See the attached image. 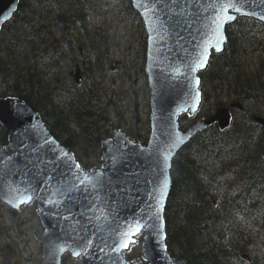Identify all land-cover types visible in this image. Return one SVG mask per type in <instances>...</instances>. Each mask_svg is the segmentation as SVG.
<instances>
[{
	"label": "water",
	"instance_id": "water-1",
	"mask_svg": "<svg viewBox=\"0 0 264 264\" xmlns=\"http://www.w3.org/2000/svg\"><path fill=\"white\" fill-rule=\"evenodd\" d=\"M130 1L146 32L144 70L149 87L150 112L149 135L145 143L133 140L121 129H116L111 137L101 142L103 166L84 168L25 100L13 96L0 98V123L8 134L7 144L0 141V200L17 210L23 204L13 207L8 203L9 199L15 202L18 195L10 192L9 188H19L25 195L32 188L36 189L34 195L38 198L33 200L42 231L35 230L34 236L41 244L42 264H57V259L61 264L64 253L59 257L55 255L58 244L77 248L84 246L88 239L93 243L90 254L83 256L86 264H188L185 258L171 254L166 244L164 209L171 187V162L182 146L211 124L217 123L220 130L226 129L231 123V113L226 106H218L210 117H200L189 127L181 129L178 117L194 115L201 101L200 83L196 85L192 77L201 80L199 70L179 76L172 69L180 67L183 71L182 65L195 55L212 9L205 11L210 0H157L159 24L150 25L146 23L148 17L142 14L144 9L138 6V0ZM17 3L18 0H0V29L15 11ZM245 10L255 14H232L236 17L250 16L264 23V19H260L264 15V0H247ZM228 23L223 27L225 40L221 50L226 41ZM211 51L215 49H209V54ZM78 73L77 66L74 73L76 81ZM197 91L198 102L194 100ZM133 97L137 124L138 93L135 92ZM232 106L241 107L240 103ZM254 121L264 128V116H255ZM176 134L182 143L172 149L167 169L168 187L157 205L152 195L159 186L164 167L158 148L171 143ZM62 153L68 155L63 156ZM77 164L80 165L79 170L75 167ZM97 172L102 175L95 189L69 191L73 185L79 184L84 173L95 176ZM25 189L28 192H24ZM48 199L61 200V204L59 207L49 205L46 203ZM157 208L159 220L155 218ZM134 217H143L142 223L147 221L155 225L147 240L143 237L140 256L144 262L127 261L123 255L125 250L120 253L110 251L114 231L126 226ZM146 248L148 259L144 258ZM66 252L73 256L71 250Z\"/></svg>",
	"mask_w": 264,
	"mask_h": 264
},
{
	"label": "rangeland",
	"instance_id": "rangeland-1",
	"mask_svg": "<svg viewBox=\"0 0 264 264\" xmlns=\"http://www.w3.org/2000/svg\"><path fill=\"white\" fill-rule=\"evenodd\" d=\"M38 9L29 10L28 16L32 25L25 26L20 31L18 26L10 28L17 36L21 32L24 38L20 40L22 46L8 51L9 56L5 63L10 67H17L16 62L21 64L23 58L30 60L38 69L45 71L44 75L48 74L47 82L50 85L58 84L71 92L72 97H69L67 106L75 113L77 109L72 108L78 104L77 96L78 100L84 97L85 89L91 86V90L104 101L107 120L103 124L110 134L114 129L120 128L127 133L140 132L141 137L147 138L149 87L144 72L145 44L143 34L132 17L125 15L119 5H107L100 0H93L85 11V28L76 26L65 32L58 29L52 14L42 13ZM40 34L42 37H38ZM67 40L73 43L72 57L69 52L56 49ZM40 41L48 45L47 50L50 49L48 51H52V55L48 56L40 49ZM263 45L264 38H253L244 43L241 47L243 59L251 62L254 55L257 56L264 50ZM77 66L78 81L74 76ZM208 87L205 89L206 99L195 118L208 116V111L214 113L219 106L215 104L214 94L210 91L212 88L209 90ZM135 92L138 93L137 124L133 97ZM256 94L247 101H241L237 96L223 98L224 103L239 102L242 108L246 107L248 110L244 113L235 109V122L233 121L232 126L244 127L245 119H250L249 110L252 122L255 115L264 116V91ZM75 113L69 116L70 123L75 124L76 133H79L76 123L80 120H77ZM249 123L253 125L246 124L247 138L241 147L230 148L225 161L214 164L219 172H231L232 177L226 174L225 178L218 175L202 179L211 201V228L206 236V245L209 249L224 251V264H264V193H260L253 202L247 195L241 202L233 197L234 200L226 208L228 200L225 193H229L232 187L231 196L236 194L238 188L249 182L252 171L263 160L264 141L261 144L259 129L261 125ZM230 178L234 181L230 182ZM35 230H42L36 207L25 204L13 212L0 202V264H42L41 245L34 236ZM64 264L70 262L65 260Z\"/></svg>",
	"mask_w": 264,
	"mask_h": 264
},
{
	"label": "trees",
	"instance_id": "trees-1",
	"mask_svg": "<svg viewBox=\"0 0 264 264\" xmlns=\"http://www.w3.org/2000/svg\"><path fill=\"white\" fill-rule=\"evenodd\" d=\"M33 1L34 2L31 3L30 0H18L15 11L1 26L0 97L11 95L25 100L35 111L39 112L41 119L46 125H48L50 131L62 144L67 146L72 151L82 167H99L101 165V160L99 157L101 142L105 138L109 137L110 133L108 132L106 125L103 124L107 120L104 101L99 98L100 96H98V94H95L91 90L92 87L87 86L84 91V97L81 99L78 100L77 96L78 104L72 108L77 109L75 113V111L72 112L71 108L67 106V101L70 99L69 97H72L71 92L59 85H50L49 82H46L47 74L44 75L45 71L43 73V71L38 69L30 60L23 58V62L21 64L16 62L17 67H10V65L5 63L9 56L8 51H10V49L13 50V46L15 45L16 46L14 48H19V46H22V42L20 40L24 38V35L21 32H19L21 35L17 36L16 33L10 31V28L13 29L14 26H18V30L20 31L23 30V27L33 24L30 22L31 20L28 16V9L35 11V9H41L43 7L48 15L52 14V19L55 21L58 29L67 32L66 30L68 28H75L76 26L85 28V11L88 8L89 3L93 0H43L44 2L42 0ZM100 1H102L103 4L107 3V5L111 3L119 5L125 15L132 17L134 23L138 25L139 31L143 34V43L145 44L146 36L142 21L136 10L133 8L130 0ZM39 2L40 4H38ZM52 6H54L55 11L57 10L59 13L52 10L54 8H52ZM68 6H71L69 10ZM64 11H66V13ZM24 32H26V30H24ZM38 37H42V34L38 35ZM253 38H264L263 22L250 16H237L235 20L227 24L226 41L224 43L223 49L219 52L212 51L209 54L206 67L203 70L198 71V74L201 78L203 97H206L207 91H205V89L208 87V85L209 90L212 88L210 91L214 94L213 98L215 99L216 105H229L230 102L224 103L223 98H231L233 96H237L241 101H247L251 99V97L257 95L256 92L258 93L260 91H264V50H261L259 55H254L252 61L249 63L243 59L241 50V47H243L244 43H247V41ZM2 41L4 43V47ZM71 44H73L72 41L67 40L56 49L60 48V50H63L64 52H69L72 50L73 52H69L70 57H72V55H74V49L73 45ZM39 45H41L40 49L44 50L48 56L52 55V51H48L50 49L47 50L48 45L43 44L42 41H40ZM68 47L69 49H67ZM23 48L26 50L25 45ZM51 50H53V48H51ZM36 82H38V84ZM47 83L49 84L47 85ZM34 84H36V86H38L37 88L39 89H36ZM40 88L43 90V92ZM33 89L38 93H35ZM258 96L262 97L260 94ZM86 103L89 105L87 106ZM212 112L213 111L210 113ZM71 113H75L77 115V120H80V122L76 123L79 127V133H76L77 129L74 127L75 124L70 123L69 116ZM210 113L208 111L207 115H210ZM249 115L252 114L249 113ZM233 121L235 122L234 117L232 119L231 125L224 130H220L216 125L207 127L202 133L195 135L191 140H189V142H187L180 149V151L172 160L171 187L164 209L166 244L168 250L173 255L180 258H185L188 261V264L225 263L223 261L224 251L214 250L213 248L209 249V247L206 245V236L209 235L211 228V225L209 224L211 221L209 215L211 201L208 198V189L204 187V182L202 179L205 180L211 176L216 177V173L218 172L219 168L215 167L214 164L218 163L219 161H225V157L230 148L241 147L242 143L245 142L248 130L246 124H250V121L245 119V128L241 125L237 127H234V125L232 126ZM190 122L191 120L188 117L181 118V120H179V125L181 127L184 124H190ZM59 124H62L63 126H60ZM57 128L60 130L58 129L57 131ZM62 128L64 130H62ZM259 129L262 144L264 141V132L262 127H259ZM139 133L140 132H129L128 135L134 139L145 141V137H141ZM7 138V131L0 124V141L6 143ZM73 139L77 140L74 142ZM261 163V166H256L258 170L254 168V171L251 173L248 179L249 182L238 188L236 194L231 196L230 192L233 191L232 187L229 193H225L228 200V202H226L227 209L229 203H232V200H234L233 197H236L237 200L241 202L247 195L249 200L253 202L254 199H257L260 193H264V160H262ZM200 167L202 170L199 169ZM194 168L196 170H194ZM257 178L260 180H257ZM196 180L199 181V184ZM200 180L203 183L200 182ZM201 192H203L202 196ZM198 193H200V195ZM31 205L32 207H35L34 203ZM203 220L206 224L203 223ZM200 222H202V226H200ZM201 227L204 229L201 230ZM137 239L138 243L133 245L130 251H126L124 253L128 260L140 258L139 255L142 250L143 237L141 236ZM198 242L203 246V248ZM65 260H68L70 264H86L83 257H71L67 253L63 255L62 264H64Z\"/></svg>",
	"mask_w": 264,
	"mask_h": 264
},
{
	"label": "snow or ice",
	"instance_id": "snow-or-ice-1",
	"mask_svg": "<svg viewBox=\"0 0 264 264\" xmlns=\"http://www.w3.org/2000/svg\"><path fill=\"white\" fill-rule=\"evenodd\" d=\"M247 4V0H210V3L206 6L205 11L209 8L212 9L211 15L207 18V22L203 28V36L201 39V43L197 45L196 53L193 55L187 63L182 65L183 71L180 67H176L172 69V72L176 75L183 76L186 73H196L198 70L205 67L208 56L209 49L214 48L215 51L219 52L221 50V45L225 40V36L223 33V27L226 23L236 19V16L232 13L235 12L240 15H254L255 13H249L245 10V6ZM138 6L144 9L143 15L148 17L146 23L148 24H159L158 13H157V0H138ZM260 19H264V15L260 16ZM156 31L155 28L152 29ZM196 85H199L200 81L196 77H192ZM194 100L198 102L199 100V92L197 91L194 97ZM182 143V140L178 134H176L175 139L171 141V143H167L165 147L158 148V152L160 156L163 158L164 167L161 169L162 179L159 181V186L154 189V194L152 198L156 200L157 205H159L160 201L163 199L164 191L168 187L169 177L167 174V169L170 167L169 159L172 156V149H174L178 144ZM63 156H67V153H62ZM10 159V158H9ZM75 167L79 170L80 165H75ZM102 173L97 172L95 176H90L86 173L83 174V179H79V184L73 185L72 190H80L81 188L84 191H87L88 188L95 189L97 184L99 183V177ZM10 192L18 193L15 197V202L13 199H9L8 203L12 204L13 207H19L21 204L31 203L33 199L38 198L35 196V188H32L31 192L27 195L23 194L19 188H9ZM59 191V189H57ZM24 192H28L27 189ZM64 193H61L63 196ZM49 205H54L59 207L61 204V200L48 199L46 201ZM159 208L156 211V219H160L159 217ZM105 220L108 219L107 216L104 217ZM67 219V217H65ZM143 217L140 219H136L128 221L126 226H121L118 230L114 231V239L113 244L110 248V251L113 253H120L122 250H131L133 245L138 243V237L143 236L145 240H147L148 236L152 234V231L155 228V225L149 223L147 221L141 222ZM163 221L161 220V224ZM161 235V239L163 235ZM93 241L88 239L84 246H80L77 248H73L70 244H58L55 249V255L59 257L66 251L71 250V254L74 257H82L90 254V247ZM101 252L104 249H100ZM144 258H149L148 249H145ZM57 264H59V260L57 259Z\"/></svg>",
	"mask_w": 264,
	"mask_h": 264
},
{
	"label": "bare ground",
	"instance_id": "bare-ground-1",
	"mask_svg": "<svg viewBox=\"0 0 264 264\" xmlns=\"http://www.w3.org/2000/svg\"><path fill=\"white\" fill-rule=\"evenodd\" d=\"M42 1H43V0H42ZM71 1H72V0H71ZM43 2H44V1H43ZM31 3H32V2H31ZM29 4H30V3H29ZM38 4H40V2H39ZM45 4H46V3H45ZM45 4H44V5H45ZM70 4H72V3H70ZM30 5H31V4H30ZM46 5H48V4H46ZM52 5H53V4H52ZM32 6H34V5H32ZM40 6H41V5H40ZM42 6H43V5H42ZM29 7H30V6H29ZM46 7H47V6H46ZM48 7H49V6H48ZM53 7H54V6H52V8H53ZM65 7H67V6H65ZM70 7H71V6H68V10H69ZM37 9H38V8H37ZM42 9H43V7H42ZM42 9H40V10L42 11ZM47 9H48V8H47ZM65 9H66V8H65ZM65 9H64V10H65ZM35 10H36V9H35ZM38 10H39V9H38ZM40 10H39V11H40ZM44 10H45V9H44ZM44 10H43V11H44ZM48 10H49V9H48ZM48 10H47V11H48ZM52 10L55 11V7H54ZM28 11H29V9H28ZM43 11H42V12H43ZM54 11H53V12H54ZM44 12H45V11H44ZM55 12H57V10H56ZM64 12L66 13V11H64ZM71 12H72V11H71ZM71 12H70V14H71ZM57 13H59V12H57ZM57 13H55V14H57ZM47 14H48V13H47ZM25 16H26V15H25ZM50 16H51V15H50ZM55 16H56V15H55ZM26 17H27V16H26ZM70 17H72V16H70ZM58 18H60V17H58ZM80 21H81V20H80ZM63 22H64V21H63ZM64 27H65V26H64ZM64 27H63V28H64ZM55 28H56V26H55ZM60 28H61V27H60ZM66 28H67V27H66ZM71 29H72V28H71ZM15 40H16V39H15ZM11 43H12V42H11ZM9 45H11V44H9ZM71 45H72V44H71ZM15 46H16V45H15ZM13 48H14V47H13ZM65 48H66V47H65ZM9 49H10V48H9ZM67 49H69V47H68ZM10 50H11V49H10ZM65 50H66V49H65ZM71 51H72V50H70L69 52H71ZM9 52H10V51H9ZM72 52H73V51H72ZM75 64H76V63H75ZM76 65H77V64H76ZM79 65H80V64H79ZM30 66H32V65H30ZM33 69H34V68H33ZM36 71H37V70H36ZM41 71H43V70H41ZM38 72H39V71H38ZM41 73H42V72H41ZM43 73H44V71H43ZM43 73H42V74H43ZM37 74H39V73H37ZM35 75H36V74H35ZM47 75H48V74H47ZM38 76H39V75H38ZM39 77H40V76H39ZM30 78H31V77H30ZM40 78H41V77H40ZM43 78H44V77H43ZM49 78H50V77H49ZM41 80H42V79H41ZM34 81H35V80H34ZM43 82H44V80H43ZM46 82H47V81H46ZM36 83L38 84V82H36ZM41 83H42V82H41ZM41 83H40V84H41ZM49 83H50V82H49ZM49 83H47V85H48ZM31 84H32V83H31ZM40 84H39V85H40ZM22 85H23V84H22ZM29 85H30V84H29ZM29 85H28V86H29ZM32 85H33V84H32ZM57 85H58V84H57ZM34 86H36V84H34ZM24 87H25V86H24ZM30 87H31V85H30ZM37 87H38V86H36V89H39V88H37ZM26 88H27V87H26ZM26 88H24V89H26ZM28 88H29V87H28ZM24 89H23V90H24ZM34 89H35V88H34ZM34 89H33V90H34ZM36 89H35V90H36ZM40 89H41V88H40ZM249 89H250V88H249ZM251 89H253V88H251ZM23 90H22V92H23ZM26 90H27V89H26ZM26 90H24V91H26ZM35 90H34V91H35ZM41 90H42V89H41ZM41 90H40V91H41ZM31 92H32V91H31ZM31 92H30V93H31ZM36 92H37V91H35V93H36ZM42 92H43V90H42ZM250 92H251V91H250ZM37 93H38V92H37ZM26 94H27V93H26ZM28 94H29V92H28ZM32 95H33V94H32ZM32 95H31V96H32ZM29 96H30V95H29ZM33 96H34V95H33ZM244 105H245V103H244ZM248 107H249V106H248ZM245 108H246V107H245ZM245 110H246V109H245ZM250 111H251V110H249V113H250ZM85 112H86V111H85ZM252 112H253V111H252ZM244 113H245V112H244ZM250 114H251V113H250ZM253 114H254V113H253ZM246 115H247V114H246ZM254 115H255V114H254ZM250 116H251V115H250ZM250 116H249V118L252 119V118H251L252 116H251V117H250ZM255 116H256V115H255ZM247 117H248V116H247ZM103 118H104V117H103ZM96 119H97V118H96ZM250 119H248V120L250 121ZM96 121H97V120H96ZM94 122H95V121H94ZM49 124H50V123H49ZM59 125H60V124H59ZM64 125H65V121H64ZM252 125H253V124H252ZM60 126H63V125L61 124ZM51 127H52V126H51ZM54 127H55V126H54ZM55 129H56V128H55ZM58 129H59V128H57V131H58ZM59 130H60V129H59ZM62 130H64V129L62 128ZM65 131H66V130H65ZM64 133H65V132H64ZM225 133H226V132H225ZM60 134H61V133H60ZM60 134H59V135H60ZM68 134H69V133H68ZM102 135H103V134H102ZM69 137H70V135H69ZM66 139H67V137H66ZM70 139H71V137H70ZM97 139H98V138H97ZM97 139H96V140H97ZM73 140H74V139H73ZM73 140H72V141H73ZM75 140H77V139H75ZM75 140H74V142H75ZM76 144H77V142H76ZM215 150H216V149H215ZM223 151H225V150H223ZM258 157H259V156H258ZM259 162H260V160H259ZM261 162H262V161H261ZM196 166H199V165H196ZM254 167H255V166H254ZM255 168H256V167H255ZM261 168H262V167H261ZM199 169H201V167H200ZM256 169H257V168H256ZM256 169H255V170H256ZM194 170H196V169L194 168ZM201 170H202V169H201ZM257 170H258V169H257ZM189 171H190V170H189ZM186 172H187V171H186ZM192 172H193V170H192ZM197 172H198V170H197ZM232 172H233V171H232ZM252 172H253V171H252ZM182 173H184V172H182ZM198 173H199V172H198ZM202 173H204V172H202ZM180 174H181V173H180ZM184 174H186V173H184ZM184 174H183V175H184ZM187 174H188V172H187ZM204 174H205V173H204ZM194 175H195V174H194ZM198 175H199V174H198ZM224 175H225V174H224ZM261 176H262V174H261ZM195 177H196V176H195ZM195 177H194V178H195ZM200 177H201V176H200ZM227 178H228V177H227ZM252 179H253V178H252ZM193 180H194V179H193ZM255 180H256V179H255ZM257 180H260V179L257 178ZM196 181H198V180H196ZM200 182H202V181L200 180ZM202 183H203V182H202ZM202 183H201V184H202ZM250 183H251V182H250ZM253 183H255V182H253ZM198 184H199V181H198ZM250 185H251V184H250ZM196 187H197V186H196ZM201 188H202V187H201ZM259 188H260V187H259ZM202 190H203V189H202ZM247 190H248V189H247ZM203 191H204V190H203ZM198 194L200 195V193H198ZM202 194H203V192H201V196H202ZM254 195H255V194H254ZM201 196H200V197H201ZM205 196H206V194H205ZM205 198H206V197H205ZM201 201H202V200H201ZM205 201H206V200H205ZM202 202H203V201H202ZM204 203H205V202H204ZM198 204H199V203H198ZM200 204H201V203H200ZM197 209H198V208H197ZM199 209H201V208H199ZM186 211H188V210H186ZM199 212H201V211H199ZM199 212H198V213H199ZM185 213H186V212H185ZM198 213H197V214H198ZM180 214H181V213H180ZM186 214H187V213H186ZM184 215H185V214H184ZM181 216H182V215H181ZM197 216H198V215H197ZM200 217H201V216H200ZM203 217H205V216H203ZM203 217H202V218H203ZM182 218H183V216H182ZM182 218H181V219H182ZM203 219H204V218H203ZM204 220H205V219H204ZM204 220H203V223L206 224V223L204 222ZM201 221H202V220H201ZM180 223H182V222H180ZM201 223H202V222L199 223L200 226H202ZM197 225H198V224H197ZM197 228H199V227H197ZM199 229H200V228H199ZM199 229H198V230H199ZM203 229H204V228H203ZM203 229H202V227H201V230H203ZM201 236H202V233H201ZM198 238H199V237H198ZM198 238H197V239H198ZM202 238H203V236H202ZM199 241H200V240H199ZM198 243H199V242H198ZM199 244H200V243H199ZM200 245H201V244H200ZM201 246H202V245H201ZM202 248H203V246H202ZM176 249H177V247H176ZM201 250H202V249H201ZM206 251H207V250H206ZM208 251H210V250H208Z\"/></svg>",
	"mask_w": 264,
	"mask_h": 264
},
{
	"label": "flooded vegetation",
	"instance_id": "flooded-vegetation-1",
	"mask_svg": "<svg viewBox=\"0 0 264 264\" xmlns=\"http://www.w3.org/2000/svg\"><path fill=\"white\" fill-rule=\"evenodd\" d=\"M228 107H229V110H230L232 116H233V112H234L235 109L240 110V111H242V112H247V111H248L247 109L245 110V108H242V107L238 108V107L232 106L231 104H230ZM250 122H251V121H250ZM251 123H253V122H251ZM215 124H216V123H215ZM262 159L264 160V158H262ZM261 165H262V163L260 162V164L257 165V166H261ZM219 173H222V174L220 175ZM224 174H225V175H224ZM226 174H227V175H230V176L232 177V173H231V172H226L225 170L222 171V172H219V169H218V172L216 173V176L219 175L220 178H225V177H226ZM229 181L231 182V181H234V180H233L232 178H230ZM228 183H229V182H228ZM228 183H227V184H228Z\"/></svg>",
	"mask_w": 264,
	"mask_h": 264
}]
</instances>
